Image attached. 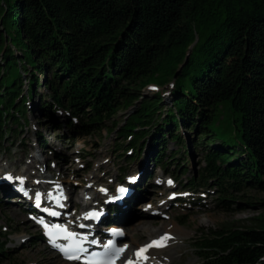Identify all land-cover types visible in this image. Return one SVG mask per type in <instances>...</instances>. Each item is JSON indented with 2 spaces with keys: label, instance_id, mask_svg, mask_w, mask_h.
Wrapping results in <instances>:
<instances>
[{
  "label": "trees",
  "instance_id": "1",
  "mask_svg": "<svg viewBox=\"0 0 264 264\" xmlns=\"http://www.w3.org/2000/svg\"><path fill=\"white\" fill-rule=\"evenodd\" d=\"M29 102L61 137L114 131L125 158L146 153L165 173L179 152H164L167 139L186 148L182 132L194 131L190 141L204 149V165L182 188L208 185L213 204L230 210L238 204L232 192L264 191V0H0V137ZM221 112L233 114V144L209 127ZM34 139L46 145L39 134ZM137 193L132 207L142 199ZM258 221L196 229L195 257L200 264H264Z\"/></svg>",
  "mask_w": 264,
  "mask_h": 264
},
{
  "label": "rangeland",
  "instance_id": "2",
  "mask_svg": "<svg viewBox=\"0 0 264 264\" xmlns=\"http://www.w3.org/2000/svg\"><path fill=\"white\" fill-rule=\"evenodd\" d=\"M38 77H40L39 74ZM167 89L168 86H163L160 90ZM35 91L42 92L43 88L36 86ZM142 92L144 95L150 96L154 89L144 87ZM163 100L164 107L167 108L170 104L167 96H164ZM32 106L31 102L25 104L24 118H18L17 124L6 122L5 127L1 128L0 161L17 171L22 167L24 158L27 157L26 150L29 146L35 145L33 153L36 160H39L38 169L28 168V172L40 170L52 180L55 177H61L64 186H71L73 192L88 187L92 181L91 185L94 187L109 182L113 183L121 178V173L123 178L130 175L135 176L136 180L138 177L142 179L141 182L138 180L136 182L137 190L143 194L142 201L134 203L133 207L126 204V208L129 206L128 209H125L124 213L114 220L125 230V235L119 243L120 246L122 243L126 244L124 247L126 252L139 244H144L149 239L145 233L137 231L139 235L135 233L132 243L127 230L128 226L135 221H141L144 224L152 222L149 225L151 228L160 230L159 233L164 229L169 230L176 227L184 232V236L178 238L174 244L158 251H151V253L167 259L168 264H200L190 243L196 229L215 228L220 225L254 226L259 222L258 219H264V206L259 204L264 202V191L245 188L232 192L234 197L232 199L238 201V204L233 203L230 205V210H223L213 204L212 199H214L215 193L208 185L182 188L184 180L187 177H196L204 165V149L200 144L192 146L190 141L197 138L194 131H181L185 137L188 151L167 139L164 152L167 154L176 149L179 152L173 156L178 160H166L164 165L168 172L165 173L154 168V161L152 162L151 156L146 153L140 152L130 159L125 158L128 149L125 150L126 148L119 146L123 142L114 131L106 134L104 129H101L98 133L81 134L78 137H73L72 140L61 137L60 135L65 132L45 126V119ZM132 109V107L119 108L113 120L119 123L125 115L132 112ZM232 116L233 114L221 112L209 127L217 135L230 140V143L233 144L236 142V137ZM113 120L106 124H110ZM11 127L14 128V132H9L8 129ZM36 133L45 139V148H39L35 142ZM183 166L186 172L180 174V168ZM142 169L148 173H141L139 170ZM2 173L0 172V176ZM4 173L8 174L6 170ZM146 174L149 177L146 178ZM89 179L91 182H87ZM169 181L172 183L169 184ZM163 185L168 186L169 190L164 189ZM94 187L91 189L93 190ZM7 188L11 193L9 187ZM69 197L71 203L75 204L76 212H81V206L76 204V196L70 194ZM93 201L95 200L93 199L91 202ZM161 201H165L166 206L160 212L154 206ZM29 207L26 199H18L13 196L10 199L0 193V230L6 232L5 247L8 249L7 255L0 264H64L57 252L48 248L40 240L39 230L26 216ZM68 209V212L72 210V208ZM177 218L183 221V224L178 223ZM159 219L167 226L157 225ZM115 261V264L121 263V259L117 260V257ZM68 264L77 263L70 262Z\"/></svg>",
  "mask_w": 264,
  "mask_h": 264
},
{
  "label": "bare ground",
  "instance_id": "3",
  "mask_svg": "<svg viewBox=\"0 0 264 264\" xmlns=\"http://www.w3.org/2000/svg\"><path fill=\"white\" fill-rule=\"evenodd\" d=\"M136 167H138V166H136ZM4 170H6V172H8V174H11V176L13 177L12 182H15V178L16 177L22 178L23 179L24 190L27 193H31V196L33 194H35L36 192H40L41 196L43 198V202L42 203L43 204L46 203V205L49 206V207L52 206V207H54L56 209H59L60 218H63V219H65V221H70V222L76 221V219L78 218V220H77L78 223H77V225L75 224L77 231H82L83 230V227H81V225H83L82 220H84L83 215L86 214L87 208H91L93 206V205H91L92 204V202H91L92 199L95 198V197H99V195H101V193L99 192L100 190L98 188V186H100V185L95 186V187L93 185H91L92 182H93V181L91 182L92 178L89 179V181H87V182H91V183H89L88 187H83L81 191L75 190L76 192H73V188H71V186H68V187L66 185L64 186V184L62 182L63 179L61 177H55V179L52 180L51 177L44 175L43 173L40 172V170H38L37 172H28L26 170L23 171V166H22V167H20V169H18L16 171V174H13V172H12L13 169L9 168L6 163L3 164L2 161H0V172H3ZM128 180L132 183V185L137 184L136 183L137 181H135L133 177H129ZM137 180L139 182H141L142 179H140L138 177ZM16 181H18L20 183L19 180H16ZM166 185H167V183H166ZM166 185L165 186L163 185V188L169 190L168 186H166ZM103 186L104 185H101V187H103ZM91 187H94V189L92 190ZM49 193H51V197H52V195L56 194L58 196V201L55 202L52 198H49ZM61 193H62V195H61ZM70 194L72 196L73 195L76 196L77 203H79L78 205L81 206L80 210H81L82 213H80V211L76 212L75 204H72L71 201H70V197H69ZM140 194H141V192H140ZM18 195H20V194H18ZM64 196H67V201H65V202H63ZM141 197H143V195ZM141 197H140V199H141ZM31 202H32V200H31ZM48 203H50V204H48ZM71 204H72V210L69 211L70 214H67L68 211H66V207L70 206ZM61 205H63V206H61ZM165 206H166L165 201H161L156 206H154V208H156L158 211L161 212V211H163L165 209ZM128 207L129 206H127L126 209H128ZM67 217H68V219H66ZM157 221H159V223L157 225H163L164 227L167 226V225L163 224L164 222L163 223L161 222L162 221L161 219H159ZM151 223L144 224L141 221H135L134 223H131L130 226H128L127 230H128V232L130 234L129 238H130V241L132 243L134 242L133 237H134L135 233H137V231H139V232L141 231L140 233H145L146 236L149 237V239L144 244H141V245L139 244V245H137V247L131 248L127 252H126V250L124 248V247H126V244L122 243V245L120 246V249H122V251H120L117 254H115V257L117 256V260L121 259V263L120 264H127V262L130 261V260L133 261L134 264H168L169 263L167 259L162 258V257L158 256L155 253H151V251H158V250H161L162 248H165V247L150 248V249L147 250L146 253H143L141 255V257H137V255H136V253H137L136 249L137 248L141 249L145 245H148V241L151 239L150 237H152V236H155V237H152L153 239H155L158 236H163L165 234L169 235L171 237V239L168 240L167 246H169L171 244H174L177 241L178 238L184 236V232L180 231L176 227L172 228V229H169V230L164 229V230L161 231V233H159L160 230L155 229V228H151V226L149 225ZM115 228H117V229H119V228L121 229L122 228L123 231H124L123 236L125 235V230H124L122 225L110 224L109 227H107V230L115 229ZM169 228H171V227H169ZM101 246H105L103 241H102ZM145 255L147 257H149L147 260H145L143 258V256H145ZM121 256H122V258H121ZM123 256H124V258H123ZM70 262L71 261H64V264H68ZM114 264H115V262H114Z\"/></svg>",
  "mask_w": 264,
  "mask_h": 264
},
{
  "label": "snow or ice",
  "instance_id": "4",
  "mask_svg": "<svg viewBox=\"0 0 264 264\" xmlns=\"http://www.w3.org/2000/svg\"><path fill=\"white\" fill-rule=\"evenodd\" d=\"M5 179L11 181V180H13V177L11 175H9V176H6ZM15 179L19 180L21 185H23V179L22 178L16 177ZM168 183L171 184L172 181H169ZM21 190H23V189H21ZM118 191L123 193L125 191V189L120 188V189H118ZM25 195H27V192H25ZM61 195H62V193H61ZM49 198H52L51 193H49ZM35 200H36V206L39 207L40 206V200H41V193L40 192L35 193ZM61 206H63V205H61ZM44 211L49 212L50 215H53V216L57 215V213L54 211L50 212V210L48 208H45ZM95 215H98V213H88V214H86L85 218H89V217L95 216ZM39 222L45 227L46 235L49 236L50 243L54 247H57L59 250H61L65 254L66 259H68V260H79L80 259V254L86 251L85 249L79 247L80 242H76L71 246L61 247L60 245H57L55 242L56 236L53 233L47 231L49 226L47 224H44L43 220H40ZM55 227L58 229L59 232L67 233V235L64 237L65 239H67L69 237H76V235H77L75 232H68V230L66 228L61 229V228H59V226H55ZM81 227H83V225H81ZM170 239H171V237L169 235L165 234V235L161 236L158 240H153L150 244L145 245L143 248H141L137 251V253H136L137 257H141V255L143 253H146L147 250L152 248V247H158V248L166 247L167 242ZM115 251L120 252V251H122V249H116ZM143 258L145 260H147L149 257H147L145 255V256H143ZM127 264H134V262L130 260L127 262Z\"/></svg>",
  "mask_w": 264,
  "mask_h": 264
}]
</instances>
